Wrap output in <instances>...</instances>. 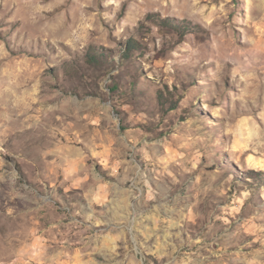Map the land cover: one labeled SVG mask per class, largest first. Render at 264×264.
Masks as SVG:
<instances>
[{
    "label": "rangeland",
    "instance_id": "obj_1",
    "mask_svg": "<svg viewBox=\"0 0 264 264\" xmlns=\"http://www.w3.org/2000/svg\"><path fill=\"white\" fill-rule=\"evenodd\" d=\"M0 264H264V0H0Z\"/></svg>",
    "mask_w": 264,
    "mask_h": 264
},
{
    "label": "trees",
    "instance_id": "obj_2",
    "mask_svg": "<svg viewBox=\"0 0 264 264\" xmlns=\"http://www.w3.org/2000/svg\"><path fill=\"white\" fill-rule=\"evenodd\" d=\"M127 48H128V50L130 49V45H129V43L127 44Z\"/></svg>",
    "mask_w": 264,
    "mask_h": 264
}]
</instances>
